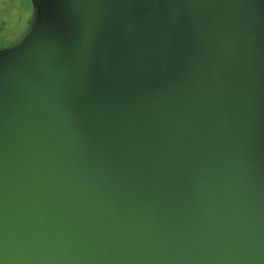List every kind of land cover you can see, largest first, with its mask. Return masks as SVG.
<instances>
[{"label":"water","instance_id":"water-1","mask_svg":"<svg viewBox=\"0 0 264 264\" xmlns=\"http://www.w3.org/2000/svg\"><path fill=\"white\" fill-rule=\"evenodd\" d=\"M0 48V264H264V0H32Z\"/></svg>","mask_w":264,"mask_h":264},{"label":"rangeland","instance_id":"rangeland-1","mask_svg":"<svg viewBox=\"0 0 264 264\" xmlns=\"http://www.w3.org/2000/svg\"><path fill=\"white\" fill-rule=\"evenodd\" d=\"M33 14L32 0H0V47L12 45L21 38Z\"/></svg>","mask_w":264,"mask_h":264},{"label":"trees","instance_id":"trees-1","mask_svg":"<svg viewBox=\"0 0 264 264\" xmlns=\"http://www.w3.org/2000/svg\"><path fill=\"white\" fill-rule=\"evenodd\" d=\"M29 27H30V26H29ZM28 30H29V28H28ZM28 30H27V31H28ZM22 37H23V36H22ZM22 37H21V38H22ZM21 38L17 39L14 43H16L17 41H19ZM0 48H1V47H0Z\"/></svg>","mask_w":264,"mask_h":264}]
</instances>
